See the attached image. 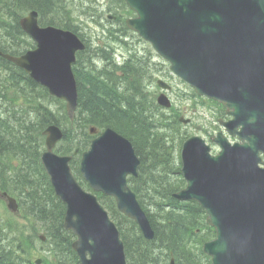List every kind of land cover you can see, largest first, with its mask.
<instances>
[{
    "label": "water",
    "instance_id": "1",
    "mask_svg": "<svg viewBox=\"0 0 264 264\" xmlns=\"http://www.w3.org/2000/svg\"><path fill=\"white\" fill-rule=\"evenodd\" d=\"M126 1L140 16L137 20L129 21V26L148 38L152 32L145 30V23L150 28L152 24L146 17L145 9L153 0ZM163 2L168 5L169 13L176 16L185 6L186 0ZM222 2L231 3L233 6L219 22L217 33L224 41L238 43V50L229 59V66L233 67L239 55L263 58L264 0ZM23 26L37 40L39 49L35 53H29L21 62L27 68L36 70L39 77V72L47 71L53 75L54 83L67 70V67H63L66 59L61 52L73 51L76 38L51 27L40 30L37 14L34 12L24 21ZM63 40L67 44L62 43ZM207 42H211V39ZM158 45L155 43L156 48L165 56V50ZM187 50L186 60L193 66L191 83L202 87L198 88L201 94L205 92L212 96L217 95L219 87L214 84L212 76L208 77L210 72H206L202 60L204 49L195 43L194 33L189 37ZM221 67L222 65L219 68ZM173 70L183 75L182 69L176 63ZM251 90L248 89L242 95L237 114L235 112L236 121L243 125V134L250 140V145L231 148L219 137L215 139L223 148L219 157L210 158L209 149L203 142L194 143L197 149H191L186 160L184 156V176L188 181V188L181 196L194 199L207 209V223L215 228L216 239L206 244L204 251L212 257L213 264H264V170L257 168V164L261 162L258 152H264V72L255 90L257 93L251 95ZM74 104L71 95L68 107L74 108ZM111 152L108 149L107 153ZM93 154L90 159L95 171L91 176L93 188L115 194L119 209L135 219L146 234H150L149 224L140 208L136 204H128L125 198L116 194L123 189L126 172L119 157H107L105 152L103 155ZM90 156L91 153L86 158ZM73 192L75 197L68 193L60 195L69 205L65 227L77 237L74 249L81 263L125 264L123 245L119 241L115 226L97 199L89 194L82 196L78 190Z\"/></svg>",
    "mask_w": 264,
    "mask_h": 264
},
{
    "label": "rangeland",
    "instance_id": "2",
    "mask_svg": "<svg viewBox=\"0 0 264 264\" xmlns=\"http://www.w3.org/2000/svg\"><path fill=\"white\" fill-rule=\"evenodd\" d=\"M43 0H37L36 3H40ZM11 0H0V37H4L6 32V27H8V22L12 20L9 19V15L12 14V6L10 4ZM118 0H98L97 3L94 2V0H69L67 2H63V5H60L58 10L56 11L54 15V22L56 23H62V15L65 21H63L64 26L70 28L72 31H76L81 36H83L84 41L87 42V44L94 50L99 49V47H103L105 43L108 42L103 30H105L106 27L110 26H116L114 22L116 20L111 19H123V18H117L122 13H119L115 11L112 7L115 3H117ZM59 4H57L58 6ZM7 16H6V15ZM50 19H53V16L50 15ZM66 22V23H65ZM132 45L136 46V49L139 53H144V55H147L145 51L147 50V46L143 45L142 43L138 42L136 38H130L129 40ZM112 45L116 48V51L120 54L127 56V52L129 50L120 44L112 43ZM100 50H104V47ZM119 47V48H118ZM100 54V51L98 52ZM157 62L160 63V60L156 58V60H150L146 57L143 58V65L144 69L147 72H144L143 75L146 76L147 80L150 78H155L156 80L165 81L168 84H171L172 86L177 81L175 76L173 74H168L164 69L161 72V68L157 67ZM128 64V63H127ZM136 67V66H135ZM138 73L139 69H135ZM128 74V73H127ZM143 75H138L136 77V81H145V77ZM7 77V75H6ZM126 82V80H125ZM178 82V81H177ZM128 87H130V82L127 81ZM181 90H179L177 87L173 86V93L170 95V99L174 102L176 107H181L180 111L183 112V117L185 119H191L193 123L189 125V129L192 133L198 134L202 129H207L208 132H212L210 130V123L214 122L216 120V108L211 107H205L198 98L197 102L193 101L192 99L183 103L181 106V101L177 99L176 94L179 92H185L184 86L180 83L178 84ZM119 89H123V87L120 85ZM126 90V89H125ZM127 92V90H126ZM55 110L58 108L57 105L54 106ZM187 111V112H186ZM215 127V124L213 125ZM139 147L146 148L149 150L148 147L144 146L143 143L139 144ZM146 150V151H147ZM166 152V150H165ZM19 155H21L19 153ZM144 157V156H143ZM168 155L163 156V158L157 161H164ZM145 166L149 168V175L147 173V178H152L153 171L158 170V167L156 165L157 161L155 158V155H152L150 158H145ZM172 161V157H171ZM161 168V167H160ZM14 170V168L12 169ZM151 170V172H150ZM12 173V172H11ZM145 175H143V178ZM3 183V180H2ZM3 205L0 202V230H2L1 237L4 240V244L1 243L2 246L6 245V248H10L11 252H14L13 250L17 249V254L21 256L22 261L25 263H28V260L31 258L32 261H36L40 257L38 255H41L44 257V260L51 262L52 264H67V256L64 252V243L61 239H56L48 232L49 224L51 222V219L45 218L41 221H37L36 223H33L32 219L25 220V219H19V218H13L8 217L7 213L2 214ZM203 220V218H201ZM199 225L198 228L202 225L200 224L201 221L198 218ZM33 226V227H32ZM194 228L192 231H195V233H192L186 237L188 238V241L191 239L190 237L194 236V234H199V229ZM10 229V230H9ZM48 233L49 236H51L53 239H47V242L42 241L40 239V236L42 234L46 237L45 233ZM35 235V236H31ZM32 237L33 244L35 245L33 247L32 253L29 254L28 252L23 253L20 248H17L18 246H21V239L24 237L26 239L27 237ZM182 238H184L183 233L181 232L178 236V240L176 244H174L171 248H168V251H173L174 255L178 258H183L185 256V253L182 251ZM180 240V241H179ZM181 242V243H180ZM41 247L45 249L54 248L55 253L51 254L49 258H45V254L41 251ZM15 256L16 253L14 252ZM157 254V253H156ZM133 257H131V261L134 264H147V259L144 253H133ZM174 257V258H176ZM160 261H162L160 259ZM170 262V258H169Z\"/></svg>",
    "mask_w": 264,
    "mask_h": 264
},
{
    "label": "trees",
    "instance_id": "3",
    "mask_svg": "<svg viewBox=\"0 0 264 264\" xmlns=\"http://www.w3.org/2000/svg\"><path fill=\"white\" fill-rule=\"evenodd\" d=\"M36 2H37V0H32L31 2H28V4H32V5L21 4L19 6H20V8L21 7L36 8L40 13L44 14L45 16H48L49 14L56 12V9H55L56 2L54 0H43L40 3H36ZM19 6H18V8H19ZM11 16L13 17L15 28L17 29L16 33L21 34L19 23H18L21 15L11 14ZM99 92L102 96H106L109 98V95L106 93V91L104 89H101L100 91L99 90L98 91H95V90L90 91L88 93V95H86V97L84 99H82V101H81V113L82 114L86 113V114L91 115V113H93V114L99 115L101 112H107L109 110L115 112V111H117L116 107L119 110L121 109V105H125L124 107L128 108L126 103L123 102L122 100L115 99L114 101L109 102L107 100H104L103 97L101 99L99 97V94H98ZM127 104L129 106V109L126 113H123V115H122V118H124V119L126 118L125 120L122 119L123 125L128 126L129 129L134 131L136 134L140 133L144 136L143 144H144V146L149 148V150L144 148L145 150H147L146 152L149 153L147 158H150L152 155H155L156 161L158 159H160V157L163 158V156H165V149H162L163 146L159 141H155L152 139L153 134L151 135V128H150V125H147V122H145L144 120L139 119L137 117L136 120H137V125L139 128V131L130 127V126H132L133 122L131 119L127 118V114L138 112V108H137L136 103H133L132 101H128ZM140 106H142V105H140ZM46 114L49 118L53 119L52 114L47 113V112H46ZM140 115L142 117L148 118L147 115L145 114V112H140ZM2 119H3V117L0 114V122L3 121ZM87 122H91L90 116H87ZM32 137H33V134H32ZM0 142H2L5 145H11L8 142L6 137H0ZM31 142L33 144L34 140ZM35 142H36V144H38L39 143L38 139H36ZM156 165H157L158 169L160 167L164 166V164L161 161H157ZM2 166H5V165L2 164ZM150 172H151V170H150ZM157 172H158V170L153 171V173H157ZM160 173H164V171H162V169H160ZM0 186L3 188H7L6 184H1ZM172 202H174V201H172ZM57 208L59 211H61L60 207H57ZM43 210H44V212H46L48 214L51 213L53 215L52 225L49 224V228L47 229L48 232L52 233V232L57 231L56 234L53 233V236L54 237L59 236L60 231H62V229H63V227H62V223H63L62 214H58V213L53 214L51 209L47 208L46 206L44 207ZM194 210H196V209H194ZM32 212L34 214L32 216L34 221H38V218L40 220H43L44 217L50 218L49 215H43V211H38V210L32 209ZM187 214L191 215L192 213L190 211H188ZM181 218L184 220V218L182 216H180V218L170 219L171 220L170 221V220H168V217L165 216L163 221H162V222H164L163 225H160V226H163V228H160V229L157 228V236H156L154 242H146L145 240H143L142 236H140L137 232H135L134 235L132 236V238H130L131 240L134 241V244L139 245L138 246L139 249L145 250V251L149 250L148 252H151V253H148L147 255H145L146 259H147V264H168L167 256L165 254V250L168 248H171L174 244H176V242L178 240V236L181 232H187L189 230L188 225H185V222H184L185 220L183 221ZM167 222H170L171 224H167ZM153 225H154V227H156V223L153 222ZM197 237L198 236H196V237L194 236V237H192L191 240H193V241L200 240V239H197ZM182 241H183V238H182ZM70 243L71 242H69V247H70ZM182 246H183V242H182ZM183 249L184 250H182V251L186 254L185 256H183V258H191L193 264H198L197 262L201 261V256L195 254L197 260H199V261H197V260H195L194 257L191 256V254L187 253L186 244H185V246H183ZM1 251L3 253H5V250H1ZM158 256H160V257L158 258ZM6 258H7V254L5 253V260H6ZM160 259L162 261H160ZM182 261L184 262V260H182ZM5 263H6V261L4 262V264Z\"/></svg>",
    "mask_w": 264,
    "mask_h": 264
},
{
    "label": "bare ground",
    "instance_id": "4",
    "mask_svg": "<svg viewBox=\"0 0 264 264\" xmlns=\"http://www.w3.org/2000/svg\"><path fill=\"white\" fill-rule=\"evenodd\" d=\"M27 1L31 2L32 0H27ZM106 62H109V64H111V65L113 64V62L110 59L107 60ZM120 82H121V86L124 87L125 86V81L121 80ZM100 144L104 146L103 142H100ZM196 149H197V145H192V150L195 151ZM191 154H193V152ZM67 185H69V184H67ZM210 189L211 188H208V190H210ZM5 261H6V264H16L17 260L15 258L8 257V258H6Z\"/></svg>",
    "mask_w": 264,
    "mask_h": 264
}]
</instances>
